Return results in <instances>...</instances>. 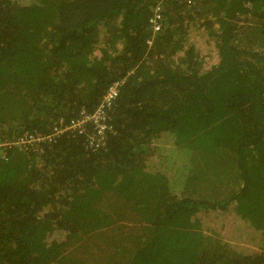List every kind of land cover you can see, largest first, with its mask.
Instances as JSON below:
<instances>
[{"label": "trees", "instance_id": "1", "mask_svg": "<svg viewBox=\"0 0 264 264\" xmlns=\"http://www.w3.org/2000/svg\"><path fill=\"white\" fill-rule=\"evenodd\" d=\"M156 1L0 0V264H264V0Z\"/></svg>", "mask_w": 264, "mask_h": 264}, {"label": "built area", "instance_id": "2", "mask_svg": "<svg viewBox=\"0 0 264 264\" xmlns=\"http://www.w3.org/2000/svg\"><path fill=\"white\" fill-rule=\"evenodd\" d=\"M178 4L191 7L193 0H173ZM168 0H157L151 9V15L148 17V26L150 29V38L147 43H150L152 38L163 29V8L167 5ZM122 84L121 80H113L106 87L100 101L96 108L92 111L80 110L75 118H72L66 125L55 127L52 133L47 136L40 134L25 133L21 138V143H31L40 140L54 137L63 131H69L73 134L86 135L87 147L96 148L101 143L103 137L106 135L108 128L107 121L109 116L108 110L112 108L113 103L118 95L119 86Z\"/></svg>", "mask_w": 264, "mask_h": 264}, {"label": "rangeland", "instance_id": "3", "mask_svg": "<svg viewBox=\"0 0 264 264\" xmlns=\"http://www.w3.org/2000/svg\"><path fill=\"white\" fill-rule=\"evenodd\" d=\"M105 235L106 234L97 233L96 237H95V242L96 243L92 242V243L89 244L90 241L85 243V250H83V248H80V250L78 252H76L77 257L81 258L82 260L83 259L85 260L88 257V258L93 259L92 262L93 261H98L99 263H102L101 259H103V253L101 252V250H102V248H105V247H107L109 245V243H107V242L100 243L102 241V238L105 237ZM221 240L227 242L223 238H221ZM107 250L108 251L110 250V246L107 248Z\"/></svg>", "mask_w": 264, "mask_h": 264}]
</instances>
